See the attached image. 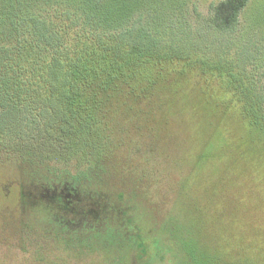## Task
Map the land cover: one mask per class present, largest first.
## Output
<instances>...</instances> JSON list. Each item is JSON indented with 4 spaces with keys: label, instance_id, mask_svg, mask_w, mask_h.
I'll use <instances>...</instances> for the list:
<instances>
[{
    "label": "rangeland",
    "instance_id": "374dc122",
    "mask_svg": "<svg viewBox=\"0 0 264 264\" xmlns=\"http://www.w3.org/2000/svg\"><path fill=\"white\" fill-rule=\"evenodd\" d=\"M222 1L104 0L93 8L52 0L74 2L98 27L138 26L169 41L175 59L153 72L148 91L140 93L144 82L125 89L100 121L114 156L82 186L92 200L80 199L97 210L94 235H71L90 226L75 215L22 206L31 170L22 174L0 152V264H264V0H249L238 24L218 28L212 7ZM6 145L38 146L18 137ZM41 182L29 197L50 186Z\"/></svg>",
    "mask_w": 264,
    "mask_h": 264
},
{
    "label": "trees",
    "instance_id": "16d2710c",
    "mask_svg": "<svg viewBox=\"0 0 264 264\" xmlns=\"http://www.w3.org/2000/svg\"><path fill=\"white\" fill-rule=\"evenodd\" d=\"M81 1L94 8L104 0ZM248 3L224 0L212 7L215 27L238 24ZM91 19L74 2L0 0V152L22 174L27 170L31 176L43 174L33 179L27 174L22 183V206L26 202L36 205L45 215L55 211L68 217L72 214L75 220L90 225L75 230L71 234L75 238L97 231V210L94 205L83 206L80 199L92 200L86 196L90 191L82 186L102 172L98 169L107 172L106 162L114 156L107 154L110 138L100 127L105 111L125 89L134 90L144 82L140 92L144 93L156 86L153 72L175 59L169 41L155 42L138 26L113 30L91 24ZM82 125H91L87 133L82 132ZM17 137L35 139L38 146H24L27 152L9 148L8 141ZM52 145L59 151L55 155L47 148ZM45 179L51 187H66L69 192L52 193L45 185L29 197L26 189ZM77 188L82 191L80 196ZM43 192H50L48 199ZM58 223L61 229L62 221ZM106 224L104 221L100 228ZM116 224L125 226L120 221ZM128 224L135 233L136 225ZM66 231L63 229L64 235Z\"/></svg>",
    "mask_w": 264,
    "mask_h": 264
}]
</instances>
